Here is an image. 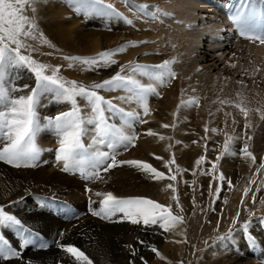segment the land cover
<instances>
[{"label": "rangeland", "instance_id": "obj_1", "mask_svg": "<svg viewBox=\"0 0 264 264\" xmlns=\"http://www.w3.org/2000/svg\"><path fill=\"white\" fill-rule=\"evenodd\" d=\"M111 1L115 4L124 3L125 7L127 6V8H125L127 13H122L123 19H120L124 25L122 24L121 28H118L119 26L112 27L111 33L118 34L119 31H121V33L123 32V43H131L132 45H135V47L138 44H135L136 40L134 37L142 36V38H145H143L142 42L140 43L141 46H143H137L140 48L139 51H136V54L134 53L135 58L133 59L134 61L132 60L133 63L131 66L133 67L134 65L139 64L141 66L147 65V67L149 66L152 68L154 65H159V63L161 64L162 60L159 61L158 57L154 56L155 52L152 51V49L147 48V45L149 47V44L151 43L150 40V43H148V39L154 37L152 34L157 36L158 32L152 27V25L155 24L156 12H154V10L150 11L149 8L152 5L154 7L160 6L159 0H153V2L150 3H145L139 0H104L105 5L112 6L111 10L110 8L101 5H95L88 8L86 11L85 8H81V5L84 4L86 0H38L37 10L35 12L36 14L34 18L38 25L36 31L39 34H42V36H38V38L35 40H27V44L30 45V47L27 49H22L21 53L30 56L38 63L48 65L49 69L47 70L46 74L50 75L52 74L53 69L58 68V75H61L60 77L64 81H75L77 85L91 87L94 83H101L104 80L109 79L123 66L105 73L109 67L106 68L107 66H104L103 63L85 65L79 60H68L65 59V57L92 59L107 51L104 45L101 46V50L97 52L93 51L92 49L87 50V52H89L87 54L83 52H81V54H76L75 52H70L69 49L72 47H80L82 49V46H78L77 44V35L80 40L82 38V42L87 48L97 45V43H94L92 40L89 42L88 38H93V36L96 34V31L100 30L96 29V22L101 23V21H103L105 18V20L108 19V15L113 14L112 11L116 8L113 3H111ZM140 5H147L148 7L141 9L139 7ZM81 9L83 10L80 11ZM127 14H130L136 20L133 21V19L129 18ZM28 15L32 16L33 13L29 11ZM147 15H150L148 17L153 19L147 20ZM73 21L74 23L76 22V25H74ZM156 21L158 22L159 20ZM84 25H86V27H84ZM74 26L75 28L77 27V29H75ZM90 27L92 30H89ZM152 31H154V33L151 34ZM148 34L150 38L148 37ZM44 40H47L48 43H44ZM95 40L97 39L95 38ZM144 41L147 43L143 44ZM158 42L159 41H157V44L160 46L161 43ZM250 44L253 45L252 42H250ZM42 54H48L51 55V57L44 60L41 56ZM144 57L151 58L147 60L148 62L146 61L143 63L142 59ZM54 58H56L57 61H60L62 64H57L56 66L49 64L50 61H54ZM47 62L49 63L47 64ZM131 66H127V68H132ZM61 68H64V72H62ZM21 69H23V72L20 70L16 71L12 68L11 70L10 68L7 69V72L13 71L10 74L6 72L7 74L4 80L5 86L6 84H9V87L12 84L17 86H22L24 84L34 86L35 80L32 74L24 68ZM83 69L85 72H83L84 75L82 76L81 73L79 74V72H82L81 70ZM179 69L176 67V69L172 71H175V77L172 79H168L166 77L167 81H165L162 85H160V82L158 81L151 79L149 80L147 77L143 76L145 83L142 82V80L141 83L147 86L152 82V86L156 88V91H159V93L157 92L158 95L154 94V96L152 93L148 95V113H150L152 110H154L156 113H165L163 106H165L166 102H172L169 97L170 91L172 92V90H180L181 92L182 88H180V76H182L183 69ZM176 70L179 72L177 73ZM244 71L246 72V70ZM258 72L256 79L258 85H260L259 88L263 89L264 73L261 71ZM73 74L76 75L73 76ZM259 76L260 78H263H261V81L260 78H258ZM86 77L88 78L85 79ZM158 84L159 89L155 86ZM191 85L192 84H190V86ZM169 87L170 90L167 89ZM114 91H116V89L111 91L107 89L97 90L99 95H103L106 99H113V103L119 107L121 105L120 102L122 101L119 99V97H127V94L124 91L122 92L123 95L117 97ZM167 92L169 98H167ZM19 94L21 93H16V95ZM190 98L191 99H184L183 101V96L179 97V108L180 105H187V103H191L190 101H194L195 103H191L190 106H186L188 109L184 108L182 113L183 116H177V113L173 116L175 120H177L178 117L183 119L186 130L181 133L178 131L173 132V130H176L174 128L170 130L168 127H164V123L167 124V122L170 120L168 117L155 116L156 121L150 122V120L145 117V113L142 111L143 108H141L142 112L138 111L139 113L136 114L137 118L135 121H129L133 124L131 129H129L126 124H124V120H120L118 118L120 121L119 126H121V128H123L127 134H134L137 137L133 144L128 147L118 145L115 148H110L106 143L99 144L96 143V141L93 142L92 138L95 137V134H93L94 131L92 128L94 126L92 124L85 123L86 126L84 124V128L88 130L90 137L92 136L91 134H93L94 137L91 138V141H87L86 137H89V134H85L84 131L82 143L86 151H82L78 157L79 159L85 161L83 167L89 173L93 170L91 158L97 151L108 152L110 155L115 154L117 160L116 165L121 164L120 167H110L107 171L103 170L104 166H99L95 169L96 171H99V177L96 179H87L85 175L81 174L80 171L75 169L65 172L63 170L64 162L57 158L58 149L60 147V137L53 128L47 126V118L55 117L64 111H70V104L56 103L52 99L50 102L46 101V104H44L45 102L43 104L40 103L41 105L38 107V115L40 117L41 127L39 131L40 133L38 132L36 136V144L37 147H39L38 143L40 140L39 144H46V149L49 151L48 155L46 156L47 160L43 157H40L41 161H39V156H37L35 160L36 162L32 168L33 170H36L35 168L39 169L40 166H42L41 168H44V170L47 171L45 174L48 177H57V179L64 178V181L59 187L57 186L54 188L55 190L53 191L55 192H46V194H44L45 191H42V193H38L39 195H31L33 198L28 202H21L22 198L19 197H16L9 204H6V202L0 200V207H3L5 212L20 219L24 227L31 230V238L33 240V244H30L25 248H20L19 245L22 243V240L18 234V226H0V234H2L10 242L11 246L16 248L20 253L19 257L12 258L8 261L6 260V263L4 261H0V264H77V262H75L73 259V261L68 260L67 257L69 255L66 254L59 246L69 245L72 242L75 244L76 241L74 236L81 234L83 231H86V228L90 227L88 226L89 224L85 225L87 223H76V221H78L77 215L81 211L78 208H75V204L82 201L86 202L87 206L95 204L97 199V191H95L96 186L103 182L109 176V174L117 176L120 174V172L127 170L130 174L141 177V175L144 173L143 171L127 163H121L130 160H136L141 163L152 165V167H154L157 171L164 173V178L158 181L152 178L151 174L148 173L147 175L149 178L144 179L143 176L141 178L144 179V181H148V184L146 185H149V183L152 182L151 186L153 190L150 187V194L134 197L131 195L125 197H116L123 199L139 197L151 199L159 203V196L156 194L153 196L152 191L156 193H163L162 191L164 189L168 190L169 188L167 186L171 184L176 189V195L178 193V196L180 197L179 191L184 193L186 203L183 205L175 202L171 205H168L171 206L173 215L182 217L183 220L182 222L176 223L175 227L167 231L161 228L159 224L144 225L142 222L139 224H132L123 216L122 213H117L115 216L111 217V219H102L101 226H97V229L100 227L106 231L126 230L130 233V235L137 233V235H135V237L132 236L131 239V241H137V250L135 251V254H133L135 245L130 244V239L127 238V242L122 241L121 246L123 253L129 255L130 257H126L125 255L122 257L121 254L119 260L120 264H199L200 262V264H264V167H260L261 164H264V118H262V116H264V112H257L253 118L249 117L248 115L247 118H245L244 114L239 110L240 114L235 118L238 119V123L236 125L238 129L236 130L235 128V138H229V141L231 142L230 144H227L226 149L225 142H227L226 140L228 137V132L224 131L226 123L225 117L227 119L230 113H227V115L225 114L224 116L221 115L222 113L220 114V112H218L219 109L218 107L216 108L215 102H213V105H211L212 103L208 104V102L203 99L202 95L197 94L194 96L193 94ZM130 101L131 104L134 105V100ZM77 103L81 109V114L84 120L87 121L86 117L90 118L93 115L91 107L88 106L87 102L80 97H77ZM122 106L124 107L122 104L120 108ZM141 107H143V105ZM244 107L245 105L242 106L241 104V108ZM179 108L177 110L178 113H180ZM206 109H210L212 111L208 110L207 112ZM115 116L117 117L118 113L115 114ZM141 120L144 122H140ZM205 120H209L211 122L209 124L206 122L205 124ZM111 123L113 122L111 121ZM166 128H168L169 133H171L172 136V139L169 138L167 140L171 143V145H173V155L170 162L165 160L164 162L161 157L158 159L157 156L145 149V144L142 142L146 140L148 141L153 136H158V138L164 139L162 135H165ZM149 131L153 132L154 135H148L147 133ZM252 135L253 137H251ZM96 139H98V137H96ZM245 142H247L249 151L255 157V162H253L252 157L247 156L240 151ZM47 143L50 144L48 145ZM49 146L51 148H48ZM2 147L3 145L0 144V149H2ZM94 147L95 150L91 151V149ZM231 151H235L236 155H231ZM201 157H203L202 160ZM197 160H201V162L197 164ZM42 161L46 162L42 164ZM0 163L4 164L11 173H14L15 171H24V166L16 167L4 161H0ZM213 165H215V167H213ZM221 174H223L226 178L224 181L220 180ZM172 176H175L176 179L172 180ZM228 181H231V186L229 185ZM52 185L53 184H51L50 187H52ZM89 189L91 191H89ZM103 192L106 193L105 191ZM245 193L247 194L245 195ZM197 198L203 203L205 200H211L212 204L208 210L204 209L201 213L198 212L196 216V210L194 207L196 206V203L193 205V202L194 200H197ZM31 202L32 204H30ZM101 202L102 200H100V205ZM164 206L168 207L166 205ZM85 212L84 213L86 215L91 213L90 210ZM193 217L195 218L193 219ZM42 219L44 221H42ZM38 220H41L43 223H38ZM68 222L72 225H68ZM195 224H198L199 226L197 229ZM245 224L248 225L247 228L244 227ZM199 231L200 233H198ZM61 234H63L62 237H59ZM204 234L206 235L202 237ZM25 235H28V233H25ZM143 236H145V238ZM177 236H179V238L176 240ZM234 243L236 247L234 246ZM41 244H45L47 247L42 248L40 246ZM74 244L72 243V245ZM162 247H168L167 255H174L175 257L171 258L161 254L162 251H159V249ZM152 248H155L160 255L158 256L156 252H153ZM85 255L91 260V262H93L92 264H97L94 262V259L90 254L85 252ZM233 256H236V258Z\"/></svg>", "mask_w": 264, "mask_h": 264}, {"label": "bare ground", "instance_id": "obj_2", "mask_svg": "<svg viewBox=\"0 0 264 264\" xmlns=\"http://www.w3.org/2000/svg\"><path fill=\"white\" fill-rule=\"evenodd\" d=\"M139 1H143L145 3L153 2V0H139ZM119 2H121V1H119ZM159 2H160V6L154 7L152 5L149 8L150 11L154 10V12H156L155 17H156V20H159V21L157 22L155 20V24L152 25V27L155 28L156 31H158V32H157V36L152 34V33H154V31L151 32V34L154 37L151 36L152 38L148 39V41L150 40L151 43H150V41L148 42L150 44H149V47L147 45V48L152 49V51L155 52L154 56L158 57L159 61L162 60V63L164 61H171L172 62L170 64L171 71L176 69V67L178 69L180 68L179 70L183 69L182 76H180L181 82L178 81L181 83L180 88H182V90H181V92H180V90H178V91L172 90V92L170 91L169 97H170V100L172 102H170L168 100L169 102H166L165 106H163V108L165 109V111H164L165 113H159V112L156 113V112H154V110H152L147 115L146 114H144V115L147 119L150 120V122L156 121L155 116L168 117L170 119L169 122H167V124L166 123H164V124L168 125V128L170 130L172 128H174L176 130H173V132L174 131H176V132L178 131L179 133L184 132L186 130V127L183 123V119L178 117V119L175 120L173 118V116L176 113H177V116H179V115L183 116L182 113H183L184 108H186V106H190L191 103H187V105H180V108H179V97L183 96V101H184V99H191L190 97H192L193 94H194V96L197 94L202 95L203 99H205L208 102V104L212 103L211 105H213V102H215L216 108L218 107V109H219L218 112H220V114L222 113L221 115L224 116L225 114L227 115V113H230L227 119L225 117L226 123H225V130H224L225 132L226 131L228 132V137L226 140L227 142H225V144H230L231 141H229V138L231 137L230 139H234L235 134H236L235 131L238 129L236 126L238 123V119H235V118L237 115L240 114L239 110L241 108V104H242V106L245 105V107H244L245 111L248 113V116L251 118H253V116L257 112H261V113L264 112V87L262 86L263 89H260L259 88L260 85H258V82L256 79L258 71H261L264 73V45H261L259 43V41L253 42V41H249V40H246L243 37H241L239 35V29L232 22V20L230 19V16L233 14V12L235 10L243 7L245 15L250 14V12L256 13V17L251 21L250 26L256 27V28H264V0H159ZM111 3H113V5L116 8L115 10L112 8L113 14L108 15V19L105 20L106 19L105 18L103 21H101V23L96 22L95 23L96 29H100V30L96 31V34L93 36V38H91V39L88 38L89 42L92 40V41H94V43L96 42L97 45L87 48L83 44L82 38L80 40L78 35L76 34L77 36L76 35L75 36H76L77 44H78V46H82V49L80 47H72L69 49V51L73 52V53L75 52L76 54L77 53L81 54V52L87 54V53H89V52H87V50L92 49L93 51L97 52V51L101 50L100 47L104 45L108 52L114 53V55L111 56V59L115 61V63H112V64L103 63L104 66H107L106 68L109 67L108 70L105 71V73L107 71L110 72V71H113V70L123 66V68L125 69V71H124L125 73H122L123 75L135 76L136 79H138L140 81L142 80V82H144L143 76H141L139 73H132L130 71L131 68H127V66L130 67L132 65V63H133L132 60L135 58L134 53L136 54V51H139L140 47H137V46L138 45L141 46L140 43L142 42V39L144 37L143 38H142V36L134 37L136 40L135 44H138L135 47V45H132L131 43H127V44H126V42L123 43L124 42V37L122 38L123 32L121 33V31H119L118 34H112L111 33L112 27L119 26L118 28H121V25L123 24V22L120 21V19H123L122 13L124 14L126 12L125 8H127V6L125 7L124 3L115 4L112 1H111ZM82 10L83 9H81L80 11H82ZM86 10L87 9H85V11ZM110 10H111V8H110ZM65 11H66V9H65ZM109 14H110V12H109ZM127 15L129 18H132L133 21L136 20L130 14H127ZM150 15H147V17H146L147 20L153 19V18L148 17ZM73 23H74V21H73ZM75 23H74V25H76ZM135 24H137V23H135ZM84 27H86V25H84ZM74 28H75V26H74ZM75 29H77V27ZM155 29H153V30H155ZM89 30H92V28L90 27ZM104 30H106V31H104ZM142 31H144V30H142ZM74 34H75V32H74ZM126 37H128V36H126ZM148 37L150 38L149 34H148ZM95 38L97 40H95ZM157 41H159L158 43H161L160 46L157 44ZM250 42H252L253 45L250 44ZM144 43H147V42L144 41L143 44ZM159 51H161V52H159ZM54 52H55V50H54ZM41 56L44 60L51 57V55H48V54H44V55L42 54ZM98 57L99 56H96V58H98ZM150 58L151 57H144L142 59L143 63L146 62L147 60H149ZM48 63L49 62H47V64ZM143 63H142V65H143ZM49 64H51V65L53 64L56 66L57 64L60 65L62 63L60 61H57L56 58H54V61H50ZM233 65H235V67H233ZM143 66H147V65H143ZM259 66H261V67H259ZM148 68H150V67L148 66ZM63 69H62V72H64ZM10 70H11V68H10ZM15 70L16 71L20 70L21 72H23V69H21V68H16ZM244 70H246V72ZM12 71H9L7 73L10 74V73H12ZM81 71L82 72H79V74L81 73V75L83 76L84 75L83 72H85V71H84V69ZM178 72L179 71H177V73ZM73 73H76V72H73ZM258 74H259V72H258ZM75 75L76 74H73V76H75ZM87 78L88 77H86L85 79H87ZM258 78H260V76ZM261 78H260V81H261ZM8 79H6V80H8ZM165 81H167V78ZM149 82H151V81H149ZM8 83H10V82H8ZM159 84L162 85L161 83H159ZM159 84L155 85L156 87H158V89H159ZM190 84H192V85L190 86ZM151 85H153L152 82H151ZM6 86L9 87V84L8 85L6 84ZM167 89L170 90V87ZM124 91L125 90H122V89H116V91H114V92L118 97V96L123 95L122 92H124ZM157 92L159 93L158 90H157ZM126 94H127V97H124V98H128L130 96V94L128 92H126ZM166 94H167V98H169L168 92ZM46 101L50 102L51 99L49 97L45 96L41 99L40 103L43 104L45 102L44 104H46ZM117 102H119V101H117ZM134 102H135L134 105H132L130 100H128L127 102H125V100H122L120 102V104L121 105L123 104L124 107L122 106L121 108H123L127 112H132L134 114H137V113H139L138 111H141L142 110L141 108H143V107H141L142 106L141 103H139L135 100H134ZM190 102H192V101H190ZM240 102H241V104H240ZM215 106H213V107H215ZM178 108H179L180 113L177 112ZM186 109H188V108H186ZM206 110L208 112V110H210V109H206ZM210 111H212V110H210ZM207 115H208V113H207ZM216 116H218V115H216ZM86 118H87V120L89 119L88 117H86ZM118 118L120 120H124V118L121 117L119 113H118L117 117L115 116L114 119H110V120L117 127H121V126H119L120 121L118 120ZM210 120H212V119H210ZM111 121H110V123H111ZM206 122L209 124L211 121L205 120L204 123L206 124ZM251 123H252V121H251ZM85 126H86V124H85ZM212 127H214V126H212ZM255 127H257V126H255ZM90 128H91V126H90ZM168 128L165 129V135H162V137H164V139H160V138H158V136H153L148 141L146 140V141H142V142H144L145 149L147 151L153 153L157 157H161L163 159V161L165 160L167 162H170V160L172 159V155H173V153H172L173 152V145H171V143L169 141H167L169 138L172 139L171 133H169ZM235 128H236V130H235ZM155 130H157V129H155ZM86 133L89 134L88 130L85 129V134ZM93 134H95V133H93ZM93 134H91L92 135L91 137L89 134V137H86V140L91 141V138L94 137ZM157 135H159V134H157ZM96 137L97 136L95 134V137H94L95 140H94V138H92L93 142L97 141ZM251 137H253V135ZM257 139H259V138H257ZM39 143H40V140H39ZM39 143H38V146H39L38 147V149H39V154H38L39 157L38 158H39V161H41L40 157H43L46 159L47 158L46 156L48 155L49 150L46 149V146H45L46 144L42 143L43 144L42 145ZM47 144L49 145L50 143H47ZM50 146L48 148H51ZM95 147L93 149H91V151H94ZM143 147H144V145H143ZM35 162L36 161H34L33 163L35 164ZM44 162H46V161H44ZM44 162L42 164H44ZM116 166L120 167L121 164L116 165ZM41 167L42 166H40L39 169L35 168L36 170H33L32 167H24L23 168L24 171H22V172L15 171L14 173H11L6 168V166L4 164L0 163V200H3L4 202H6V204H9L16 197H19V198H22L21 202H24V201L28 202V201H30V199L33 198V197H31V195L42 193V191H45L44 194H46V192H55V191H53V190H55L54 188L57 186L59 187L61 184H63L64 178L57 179V177L56 178L55 177H48L45 174L47 171L44 170V168L42 169ZM147 174L148 173L144 172L143 175H141V177L143 176L144 179L149 178V176ZM141 177H139L137 175H132L127 170L120 172V174L117 176L109 174V176L103 182L99 183L98 186H96L95 191L100 192L102 194L104 193L103 191H105L106 193L111 192V193H113V195L119 196V197L120 196L125 197L128 195H131L132 197H134V196H145V195H148L151 193L152 182L149 183V185H146V184H148V181H144V179H142ZM51 184H53L52 187H50ZM150 187H151V189H150ZM45 189H48V190H45ZM164 190L162 191L163 193H156V192L152 191L153 196L155 194L159 196L158 197V201H160L159 203L166 205V206L171 205L172 203H175V202H178L179 204H183V205L186 203L183 192L179 191V195H180V197H179L178 193L176 195V193L173 192L171 188H169L168 190L166 189L165 191ZM173 197H177L178 199H173ZM96 198H97L96 203L93 205L87 206L86 202H83V201L77 202L75 204V208H78L81 211L77 215L78 221H76V223L77 222L87 223L85 225L89 224L88 226H90V227L86 228V231H83L81 234L74 236L76 243L74 244V242H72L74 245H72V243H70L69 245L75 246L76 248L80 249L82 252L84 251V254H85V252L90 254L91 257L94 259V262L97 264H120L119 260H120L121 254H122V257H123V255H125L126 257H130L129 255L123 253V249L121 246L122 241L127 242V238L130 239V244L135 245L134 246L135 250H133V253H135V251L137 250V244H136L137 241H134V240L131 241V239H132V236L135 237V235H137V233H133V235H130V233L126 230H117V231L111 230V231H109L107 229L108 231H106L100 227L97 229V226H101L102 219L99 216L92 215V211L93 210L99 211V209L101 207L100 200H103L104 196L101 195V196H97ZM195 203H196V206H194V207L196 210V213H195L196 216H197L198 212L201 213L204 209L208 210L212 204L211 200H209V201L205 200V202L203 203L198 198H197V200H194L193 205ZM30 204H32V202ZM87 210L91 211V213L89 215L85 214L86 213L85 211H87ZM194 218L195 217H193V219ZM67 220H70V219H67ZM42 221H44V220L42 219ZM32 222H34V221H32ZM38 223H43V222H41V220H38ZM67 224L70 225L71 223L68 222ZM78 225H80V224H78ZM109 226H110V224H109ZM195 226H196V229H197V227H199L198 224H195ZM82 229H83V227H82ZM70 232H72V231H70ZM198 233H200V231ZM62 235L63 234H61V236H59V237H62ZM205 235L206 234H204L202 237H204ZM143 237L145 238V236H143ZM177 238H179V236L176 237V240H177ZM54 239H55V237H54ZM234 246H235V243H234ZM131 249H132V247H131ZM159 251H162L161 254H164L167 257H171V258L175 257L174 255H172V256L167 255L168 247H165V248L162 247L159 249ZM224 252H225V250H224ZM221 255L223 256L222 253H221ZM233 257L236 258V256H233ZM238 257H240V256H238ZM67 259L71 260V261L74 260V258H72L71 256H68ZM68 260H67V262H68ZM63 261H65V260H63ZM216 261H217V259H216ZM236 261H238V260H236ZM45 262H47V261H45ZM222 262H220V263H222ZM234 263H236V262H234ZM37 264H40V263H37ZM66 264H69V263H66Z\"/></svg>", "mask_w": 264, "mask_h": 264}, {"label": "snow or ice", "instance_id": "obj_3", "mask_svg": "<svg viewBox=\"0 0 264 264\" xmlns=\"http://www.w3.org/2000/svg\"><path fill=\"white\" fill-rule=\"evenodd\" d=\"M37 3L38 0H0V144L3 145L2 149H0V161L16 167L34 166L33 162L39 153L36 136L41 127L38 107L40 106L41 99L47 96L56 103H68L71 107L70 111H64L55 117L47 118V126L53 128L60 137L57 158L64 162L63 170L68 172L75 169L85 175L87 179H96L99 177V171H96V168L104 166L103 170L107 171L108 168L116 166L117 160L115 154L110 155L108 152L97 151L91 158L93 170L89 173L83 167L85 161L78 157L82 151H86L82 143L85 123L94 126L93 131L98 137L96 143H106L110 148H115L118 145L128 147L137 139L136 135L127 134L123 128L110 123V119H114L115 114L119 113L124 118V124L131 129L133 124L129 121H135L137 118L136 114L117 107L111 99H106L103 95H99L97 90H125L130 96L128 98L120 97L119 99L125 100V102L135 100L141 103L146 115L149 111L148 94L158 95V93L156 88L151 84L146 86L134 76L123 75V67L109 79L101 83H94L91 87L77 85L75 81H64L58 75V68L53 69L52 74H46L49 69L48 65L38 63L30 56L21 53L22 49L30 47L27 44V40H35L38 36H42V34L36 31L38 25L34 18ZM95 5L107 8L112 7L111 5H105L104 0H86L81 7L88 9ZM139 7L145 9L148 6L140 5ZM29 11L33 13L32 16L28 15ZM255 17V12L245 15L242 7L235 10L230 19L239 29L241 37L253 42L259 41L261 45H264V28L250 26L251 21ZM43 42L48 43L47 40ZM112 55L114 53L105 51L98 58L65 57V59L79 60L85 65L93 63L112 64L115 63L111 59ZM171 63V61H164L159 65L152 66V68L136 64L130 71L163 84L166 77L168 79L175 77V73L170 68ZM9 68H24L29 71L35 80L34 86L28 84L5 86L4 80ZM16 93L21 94L16 95ZM77 97L83 98L87 102V105L91 107L93 115L87 121L84 120L81 114ZM240 111L247 118L248 113L244 108H240ZM140 122L144 121L141 120ZM164 127H168V125ZM147 134L154 135L151 131ZM225 148L227 149V144ZM240 151L252 157L253 162H255V157L249 151L247 142H245ZM230 154L236 155L235 151H231ZM157 158L159 159V157ZM202 159L203 157H201ZM201 160H197L196 163L199 164ZM121 163H127L145 173H150L152 178L158 181L164 178V173L157 171L150 164L141 163L136 160ZM260 167H264V164H261ZM171 179L175 180L176 177L172 176ZM225 179V176L221 174L220 180L224 181ZM228 183L231 186V181H228ZM167 187L171 188L173 192L176 191L171 184ZM89 191L91 190L89 189ZM96 195H103L104 199L101 202L102 206L99 211H93L92 215L99 216L101 219H111L117 213H122L132 224H139L141 222L144 225L159 224L166 231L175 227L176 223L182 222L183 219L182 217L173 215L171 206L165 207L151 199L139 197L123 199L116 197L111 192L104 194L97 192ZM173 199L178 198L173 197ZM0 226H18V234L22 240V243L19 245L20 248L33 244L31 230L25 228L20 219L5 212L3 207H0ZM244 227L247 228L248 225L245 224ZM25 233H28V235H25ZM40 246L42 248L47 247L45 244H41ZM59 246L66 254L74 258L77 264H92L91 260L75 246ZM152 251L156 252L158 256L160 255L155 248H152ZM19 256V251L13 248L10 242L0 234V261H6Z\"/></svg>", "mask_w": 264, "mask_h": 264}]
</instances>
